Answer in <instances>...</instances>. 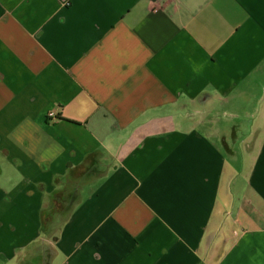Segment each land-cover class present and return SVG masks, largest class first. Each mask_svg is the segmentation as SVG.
Here are the masks:
<instances>
[{
    "label": "crops",
    "instance_id": "0c3cea01",
    "mask_svg": "<svg viewBox=\"0 0 264 264\" xmlns=\"http://www.w3.org/2000/svg\"><path fill=\"white\" fill-rule=\"evenodd\" d=\"M0 264H264V0H0Z\"/></svg>",
    "mask_w": 264,
    "mask_h": 264
},
{
    "label": "built area",
    "instance_id": "2783aa9c",
    "mask_svg": "<svg viewBox=\"0 0 264 264\" xmlns=\"http://www.w3.org/2000/svg\"><path fill=\"white\" fill-rule=\"evenodd\" d=\"M156 1H159V0H156Z\"/></svg>",
    "mask_w": 264,
    "mask_h": 264
}]
</instances>
